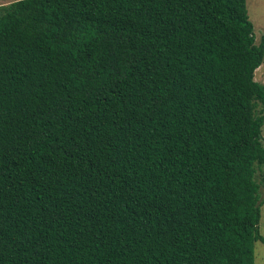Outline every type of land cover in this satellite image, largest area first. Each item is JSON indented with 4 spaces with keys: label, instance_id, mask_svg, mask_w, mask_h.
<instances>
[{
    "label": "trees",
    "instance_id": "1",
    "mask_svg": "<svg viewBox=\"0 0 264 264\" xmlns=\"http://www.w3.org/2000/svg\"><path fill=\"white\" fill-rule=\"evenodd\" d=\"M263 52L245 0L1 4L0 264H253Z\"/></svg>",
    "mask_w": 264,
    "mask_h": 264
},
{
    "label": "rangeland",
    "instance_id": "2",
    "mask_svg": "<svg viewBox=\"0 0 264 264\" xmlns=\"http://www.w3.org/2000/svg\"><path fill=\"white\" fill-rule=\"evenodd\" d=\"M11 1L15 0H0V5L9 3ZM245 7L248 19L252 24L254 42L257 43L259 41L260 35L264 33V0H245ZM253 74L254 80L264 85V52L262 61L254 70ZM260 141L264 147V123L260 129ZM254 176L255 180L258 182L260 180L259 171H257ZM260 183L258 187L260 199L258 230L264 238V186L262 183ZM253 264H264V241L260 242L256 240L253 243Z\"/></svg>",
    "mask_w": 264,
    "mask_h": 264
}]
</instances>
